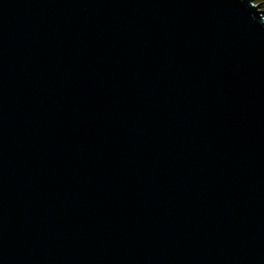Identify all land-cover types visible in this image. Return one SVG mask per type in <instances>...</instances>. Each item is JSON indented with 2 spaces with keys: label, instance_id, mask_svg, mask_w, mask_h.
I'll return each mask as SVG.
<instances>
[{
  "label": "water",
  "instance_id": "1",
  "mask_svg": "<svg viewBox=\"0 0 264 264\" xmlns=\"http://www.w3.org/2000/svg\"><path fill=\"white\" fill-rule=\"evenodd\" d=\"M258 5L0 0V264H264Z\"/></svg>",
  "mask_w": 264,
  "mask_h": 264
},
{
  "label": "rangeland",
  "instance_id": "2",
  "mask_svg": "<svg viewBox=\"0 0 264 264\" xmlns=\"http://www.w3.org/2000/svg\"><path fill=\"white\" fill-rule=\"evenodd\" d=\"M254 5H258L261 10H264V0H254Z\"/></svg>",
  "mask_w": 264,
  "mask_h": 264
}]
</instances>
